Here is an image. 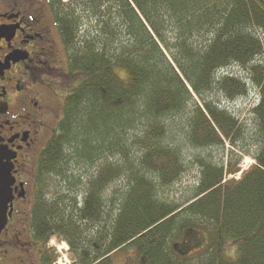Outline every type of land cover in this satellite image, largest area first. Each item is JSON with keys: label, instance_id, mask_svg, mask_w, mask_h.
<instances>
[{"label": "trees", "instance_id": "16d2710c", "mask_svg": "<svg viewBox=\"0 0 264 264\" xmlns=\"http://www.w3.org/2000/svg\"><path fill=\"white\" fill-rule=\"evenodd\" d=\"M70 5L76 82L34 215L45 247L66 240L71 264H113L128 247L137 264H264V0ZM243 98L244 121L223 107ZM190 230L209 239L195 258Z\"/></svg>", "mask_w": 264, "mask_h": 264}, {"label": "flooded vegetation", "instance_id": "af4514ba", "mask_svg": "<svg viewBox=\"0 0 264 264\" xmlns=\"http://www.w3.org/2000/svg\"><path fill=\"white\" fill-rule=\"evenodd\" d=\"M70 3L0 0V264L53 262L34 215L47 189L42 155L60 135L76 82L70 48L80 38L62 26ZM61 243L72 257L68 242Z\"/></svg>", "mask_w": 264, "mask_h": 264}, {"label": "rangeland", "instance_id": "374dc122", "mask_svg": "<svg viewBox=\"0 0 264 264\" xmlns=\"http://www.w3.org/2000/svg\"><path fill=\"white\" fill-rule=\"evenodd\" d=\"M235 73L239 74L242 73L240 69L236 68ZM118 75L120 78L124 81H127L128 74L126 70L123 69H118L117 70ZM65 90V89H64ZM62 90V95L65 94V91ZM230 107L229 109L231 112L236 113L237 116H240V119L244 121V119L247 117L246 115V106L248 104V100L243 98L238 101H235L234 103H229ZM216 161V159H215ZM252 165H254V161L250 157H244L242 158L240 168L243 169V171L248 170ZM243 172H241L237 179L241 176ZM198 180V174L196 170H191L188 175L183 177V179L180 181V184L178 187L181 189L177 188L178 190H182L183 188L187 189L188 187H193L195 183ZM171 192V191H168ZM176 192V190H175ZM161 195L163 197H169L173 196L174 194L170 193H164L161 192ZM209 245V239L207 237V234L203 230H190L188 234L185 236L181 243V247L183 248V251L186 252L185 257L189 258H195L201 254H203L207 247ZM49 249L53 248L54 251L51 252L53 253V256L56 257L57 264H71V255L69 251V248L66 247L65 244H62L61 242H58L56 238L52 237L51 241L48 243L47 246ZM235 252L231 253V251H227L226 255L228 257H234ZM236 257L232 258L235 259ZM141 259L139 258L135 248L133 247H128L125 249H122L115 253L113 255V264H137L140 262Z\"/></svg>", "mask_w": 264, "mask_h": 264}, {"label": "bare ground", "instance_id": "6f19581e", "mask_svg": "<svg viewBox=\"0 0 264 264\" xmlns=\"http://www.w3.org/2000/svg\"><path fill=\"white\" fill-rule=\"evenodd\" d=\"M223 107L224 108H226V109H229V107H230V104L229 103H227V102H225L224 104H223ZM227 149H229V146L227 145ZM229 180H232L233 178H228ZM237 179V178H236ZM79 201H82V199H79Z\"/></svg>", "mask_w": 264, "mask_h": 264}]
</instances>
